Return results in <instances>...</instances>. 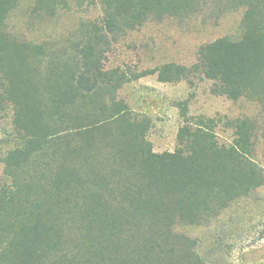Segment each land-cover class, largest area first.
<instances>
[{
  "label": "trees",
  "instance_id": "1",
  "mask_svg": "<svg viewBox=\"0 0 264 264\" xmlns=\"http://www.w3.org/2000/svg\"><path fill=\"white\" fill-rule=\"evenodd\" d=\"M19 1L0 0V115L9 121L0 138V264H210L177 227L228 214L232 223L256 216L264 237V0H232L245 9L239 39L201 46L189 67L139 75L104 68L111 42L148 22L188 18L207 0H75L100 16L55 44L8 29ZM60 2L38 0L34 11L54 14ZM146 74L190 86L200 77L212 94L259 110L227 120L231 140L222 142L217 120L190 117L182 105L175 150L156 153L151 120L115 96Z\"/></svg>",
  "mask_w": 264,
  "mask_h": 264
},
{
  "label": "rangeland",
  "instance_id": "2",
  "mask_svg": "<svg viewBox=\"0 0 264 264\" xmlns=\"http://www.w3.org/2000/svg\"><path fill=\"white\" fill-rule=\"evenodd\" d=\"M37 2L20 0L8 18V29L21 40L70 42L81 37L84 25L96 22L100 16L98 6L77 5L75 0H61L54 14L45 8L34 11ZM244 11L232 0H207L199 12L188 18L148 22L111 42L105 52L104 68L119 67L139 75L168 64L189 67L196 63L201 46L220 38L239 39ZM193 81V86L186 81L161 83L157 74H146L126 83L116 93V99L127 103L134 116L151 120L147 139L154 152L175 150L183 122L182 105L187 106L190 117L217 120L216 134L222 142L231 140L232 131L225 126L227 120L257 115L259 108L255 103L214 95L210 81L200 77ZM2 127L9 128V121L3 116L0 138ZM1 170L0 165V173ZM230 217L224 215L209 226H178L177 231L196 240L198 254L210 264H264V237L258 238L259 218L241 214L240 220L232 223Z\"/></svg>",
  "mask_w": 264,
  "mask_h": 264
}]
</instances>
